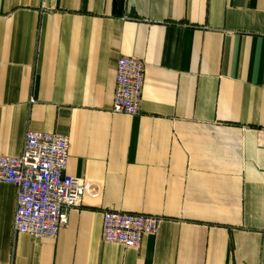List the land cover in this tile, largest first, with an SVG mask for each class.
<instances>
[{"label":"crops","instance_id":"0c3cea01","mask_svg":"<svg viewBox=\"0 0 264 264\" xmlns=\"http://www.w3.org/2000/svg\"><path fill=\"white\" fill-rule=\"evenodd\" d=\"M122 56L146 63L136 116L111 112ZM28 130L69 137L87 194L39 239L0 182V264H264V0H0V155ZM108 209L164 220L127 248Z\"/></svg>","mask_w":264,"mask_h":264},{"label":"built area","instance_id":"2783aa9c","mask_svg":"<svg viewBox=\"0 0 264 264\" xmlns=\"http://www.w3.org/2000/svg\"><path fill=\"white\" fill-rule=\"evenodd\" d=\"M145 78L144 60L119 58L113 114L141 113ZM69 157L68 136L32 130L26 132L20 156L0 155V182L17 188L15 234L57 239L69 222L70 212L83 206L87 185L83 178L67 174ZM163 220L162 216L108 209L103 212L102 240L140 249L146 236L157 234Z\"/></svg>","mask_w":264,"mask_h":264},{"label":"trees","instance_id":"16d2710c","mask_svg":"<svg viewBox=\"0 0 264 264\" xmlns=\"http://www.w3.org/2000/svg\"><path fill=\"white\" fill-rule=\"evenodd\" d=\"M116 3L117 4H123L124 3V0H116Z\"/></svg>","mask_w":264,"mask_h":264}]
</instances>
